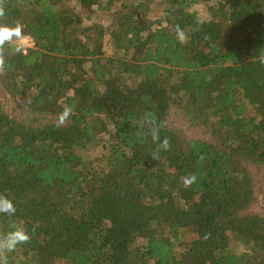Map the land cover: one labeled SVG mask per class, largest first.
<instances>
[{"label":"trees","instance_id":"1","mask_svg":"<svg viewBox=\"0 0 264 264\" xmlns=\"http://www.w3.org/2000/svg\"><path fill=\"white\" fill-rule=\"evenodd\" d=\"M0 25L33 43L0 47V237L30 236L0 259L264 264V0H0Z\"/></svg>","mask_w":264,"mask_h":264},{"label":"clouds","instance_id":"2","mask_svg":"<svg viewBox=\"0 0 264 264\" xmlns=\"http://www.w3.org/2000/svg\"><path fill=\"white\" fill-rule=\"evenodd\" d=\"M176 36L177 39L184 43L188 39L185 35L184 31L177 28L176 29ZM26 38L22 35V26L17 25L15 27H9L0 25V47L8 44V45H16V42H23ZM22 49L19 46H14V52H20ZM4 66L3 59H0V69ZM72 109L66 107L63 113L60 115L59 119L60 122L63 123L71 114ZM146 123L149 122V118H145ZM152 132H151V140L153 143H157L159 149L167 150L169 148V141L167 138L161 139L159 135V128L155 125H151ZM197 177L195 175H187L183 177V184L184 186L190 187L194 183H196ZM0 213L7 214L8 216H13L16 213V208L13 202L3 196L0 195ZM30 240V236L25 231L24 227L14 226L13 230L6 233L3 237H0V249L13 251L17 248L18 245L27 243ZM0 264H6L3 259H0Z\"/></svg>","mask_w":264,"mask_h":264},{"label":"rangeland","instance_id":"3","mask_svg":"<svg viewBox=\"0 0 264 264\" xmlns=\"http://www.w3.org/2000/svg\"><path fill=\"white\" fill-rule=\"evenodd\" d=\"M194 10L197 11V13L199 14V16L202 19H204V20H208L209 19V15L207 13V10H206L205 6H198V7L194 8ZM149 16H150L149 17L150 19H154L156 17H159L155 10L154 11L152 10L150 12ZM95 22H97V23L98 22H102V23L105 22L106 23V18L98 16V17L95 18ZM84 23L89 24L87 21H85ZM104 42H105V52H106V54L108 56H110V57L115 56L116 51L114 50L113 45L110 44L108 36H105ZM19 44L21 45V47L28 48L27 43L25 41L19 42Z\"/></svg>","mask_w":264,"mask_h":264},{"label":"built area","instance_id":"4","mask_svg":"<svg viewBox=\"0 0 264 264\" xmlns=\"http://www.w3.org/2000/svg\"><path fill=\"white\" fill-rule=\"evenodd\" d=\"M26 39L24 40L26 43H27V46L30 48L33 46V43L32 41L28 38V37H25Z\"/></svg>","mask_w":264,"mask_h":264}]
</instances>
